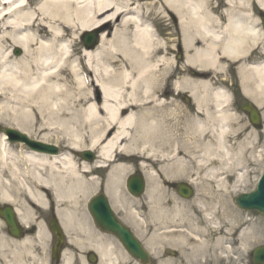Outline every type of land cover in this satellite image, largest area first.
I'll list each match as a JSON object with an SVG mask.
<instances>
[{
    "label": "bare ground",
    "instance_id": "obj_1",
    "mask_svg": "<svg viewBox=\"0 0 264 264\" xmlns=\"http://www.w3.org/2000/svg\"><path fill=\"white\" fill-rule=\"evenodd\" d=\"M211 1L0 0V123L19 130L30 126L25 118L31 113L23 107L35 100L46 108L51 125L63 129L67 148L79 150V132L89 126L88 149H97L98 154L91 164L68 150L51 156L16 153L1 134L0 200H10L11 189L20 192L24 199L16 211L23 225L51 205L65 234L95 232L90 218L80 217V206L98 186L94 171L107 162L104 189L117 195L119 181L130 168L129 159L136 158L144 170L150 205L142 221L165 211V181L200 175L207 182L203 206L213 209L227 224L219 241L227 244L228 234H240L244 249L261 232L251 226L242 228L246 222L228 201L229 192L245 181L248 161L237 133L229 138L233 129L230 114L223 108L226 95L213 88L215 72L205 70L217 72L223 69L225 59L246 58L250 48L260 41L264 45V36L248 20V13L239 14L242 11L231 7L223 10L227 18L223 31L208 28L202 13ZM256 1L264 10V0ZM168 11L177 18L185 60L204 72H189L180 80L173 75L165 42L152 31L157 20H167ZM92 28L102 29L99 44L80 56L78 35ZM7 38L22 49L20 56L7 51ZM239 69L244 91L253 94L256 105H263L264 61L247 67L241 64ZM68 78L80 87L76 97L61 89ZM178 88H186L193 99V111L186 112V136H181L173 121L182 111L176 115L166 97ZM228 138L232 139L230 145ZM154 167L153 173L145 171ZM38 228L35 237L43 232L39 223ZM213 228L208 224L202 234H214ZM136 233L143 234L140 230ZM153 237L155 234L150 235ZM204 245L199 243L193 252Z\"/></svg>",
    "mask_w": 264,
    "mask_h": 264
},
{
    "label": "rangeland",
    "instance_id": "obj_2",
    "mask_svg": "<svg viewBox=\"0 0 264 264\" xmlns=\"http://www.w3.org/2000/svg\"><path fill=\"white\" fill-rule=\"evenodd\" d=\"M229 7H231V9L233 10L242 11L239 14H242L243 12L248 13V20L251 23H254L255 21L259 22L258 13L261 11V9L256 0H231V2L224 0L217 2L216 0H212L210 7H207L208 9H206L205 13L203 14L205 15L206 26L216 32H221L223 23L225 24L227 20L226 15L223 13V10ZM209 11H211V13H209ZM234 14L238 15L236 11L234 12ZM167 15V20H157L155 27L159 32L161 39L165 42V47H167L168 49V54L166 57L169 59V61H171L172 67L170 68L173 70V75L178 77V79L180 80L181 76L188 75L186 74L187 72L182 70L188 69L191 65L190 62H187L185 60L182 35L177 18L173 13L169 11L167 12ZM197 28L201 30L200 27ZM104 29H106L108 32H111L109 28ZM82 33L78 35V38L76 40L79 50L77 51L80 56L85 49L80 39ZM207 37L209 38L210 36ZM68 41H70V38H68ZM261 42L262 41H260L257 48L259 51L255 53L257 57H252L253 60L262 58L264 60V45ZM5 47L7 51L15 57L22 54V50L20 54H15L14 48L16 46L13 45L12 41L9 38L6 39ZM179 48L182 50L183 54L181 60L176 59ZM70 59L73 60V57ZM240 61H242V59H240ZM224 62V70H233V66L237 65L238 63L230 62V60L227 59H225ZM235 68L237 69V67ZM214 74V81L216 82L214 85L215 87L223 88L226 91H229L231 87L242 88V72H215ZM223 85L225 88L223 87ZM79 88L71 79L68 78L65 85L64 83L62 84L61 89H63L62 91L67 89L68 96L74 95V97H76L79 93ZM176 93L189 94L190 92L187 91L186 88H181ZM169 96L171 98V108L174 110L175 114L178 115L180 114V111H182V116L180 118H177L176 116L177 119H174L173 121L176 122L177 128L180 129L181 136H186L187 134H184V132L187 128L186 123L188 122V117L186 116V112L183 110L185 106L177 100V95L175 93H171ZM247 97L250 101L254 102L253 94L249 92V94L247 93ZM258 108L261 111L262 125L260 128L250 126L251 124L246 120V117L241 112L234 111L232 107H226L228 113H230L229 123L234 131H231L229 133V138L231 135L233 138L235 133H237V142L239 143V145L244 144L245 147H242L243 155L248 161L245 181L236 190H232L229 192L228 201L234 211L241 215V218L246 222L243 224L242 228L251 226L257 228V230H260L261 232H259V234H256V236L252 238L250 245L244 249H242L241 247L240 234H228V243H222V241H219V239L224 236V234L222 233L227 228L226 222L219 214L214 212L213 209H205V207L203 206V203L206 200L204 187L207 186V182L200 175L174 177L173 179L168 181L184 182V180H188V182H190L189 185L194 190L193 196L189 199L182 198L178 195L176 190L171 188L169 185H166L164 186L165 189L163 191L164 201L167 200L163 205V210L165 211H163V213L157 214V218L151 219L150 217L145 222H141L139 219L136 220L137 226L143 232L145 239L149 240L150 235L155 234V237L149 240L151 245V248H149V250L152 251V260L150 264H156L155 254H158V252L163 251L165 248L168 250H175L177 254V256L174 258L168 257L171 264H250V252L252 251V249L256 246L264 245V217L256 212L243 211L239 209L233 201L236 195L242 192H248L255 187L257 179L261 174L262 168L264 167V104L258 106ZM23 109L31 113L28 115V118L24 117L25 119H28V121L30 122V126H26V128L24 127L22 130H20L21 132H24L30 138L40 139L56 144L60 152H63L65 150H68L71 153L77 152L67 148L64 143L66 135L63 133V129L61 127H58L57 125H51L50 122L53 121L52 119H49L47 110L41 103H36V101L34 100L32 103L30 102L28 105L24 106ZM7 127L15 128L13 125L0 123V135L2 134V129ZM88 128L89 126H83L82 129L85 130L79 132L82 139L81 148L79 150L87 148L88 145H90L91 135L86 132V130L88 131ZM251 132H254V134H251ZM229 141L230 143L228 142V145L231 144L232 139H229ZM13 146L15 147L16 153H19L20 150L25 151L23 147H21L17 143L13 144ZM92 150L96 151L97 149ZM129 160L130 166L133 167V169L138 168L139 170H141L143 175L144 170L138 165V160L136 158H131ZM155 170L156 167H154L153 169H145V171L151 173L155 172ZM10 191L16 195L18 200L17 205H20L24 197L21 196L20 192L17 190L11 189ZM92 194L93 193L88 195L87 199H89ZM139 201L143 206V212L141 213H145L146 216H148L150 205L148 204L149 198L146 195V192L141 195ZM84 204H86V202H84ZM83 208L84 206H80V217H82L81 210ZM49 210H52L51 205L49 206ZM51 214L52 213L49 214L47 211H39L36 214V218L34 220H37V222L40 221L39 217L37 218V215L41 216V218H44V220H48ZM208 220H210V222H208ZM208 224H211V226L214 227V234H202V232L207 228ZM40 225H42V222H40ZM2 229L4 230V228ZM239 230L240 228H238V233ZM189 232L195 233L190 234L193 235L195 239H191L190 235L188 234ZM214 235L218 239L217 242H215L214 240ZM65 236L68 240V242L66 243L67 248L78 247L80 245L79 242H81V240L77 237L83 238L82 241L85 239L89 241L93 240L88 234H65ZM44 237V235H41L39 238L40 241L38 242L37 240H34L35 249H33L32 253L35 257L33 258V260L24 254L23 256H14L13 258H11L12 261L20 262L21 264H30L31 262H33V264H43V259L41 258L43 256V251H45V248L47 246V241L44 239ZM187 239H190L191 241L188 243L187 241H185ZM199 243H204L205 247L202 250L194 253L193 248L197 247ZM24 246L28 247L29 245ZM10 251L14 253L16 251V247L11 246ZM0 264H5V262L0 259Z\"/></svg>",
    "mask_w": 264,
    "mask_h": 264
},
{
    "label": "water",
    "instance_id": "obj_3",
    "mask_svg": "<svg viewBox=\"0 0 264 264\" xmlns=\"http://www.w3.org/2000/svg\"><path fill=\"white\" fill-rule=\"evenodd\" d=\"M262 22L264 24V15L261 16ZM97 31L93 32H87L83 36V41L85 43L86 48H92L96 42H97ZM16 53H19V50H15ZM243 109L247 110L250 112V118L252 123L256 124L259 121V116L257 114V111L248 103L244 105ZM3 132L8 136L10 141H20L28 145L29 147L38 150V151H43V152H56V147H54L51 144H47L44 142L36 141V140H31L29 139L26 135L10 129V128H5L3 129ZM83 155L87 158H91L92 154L89 151H85ZM129 186L132 188L133 186L137 188V192L142 187L141 180L137 178L135 181L131 182L129 181ZM179 193L187 197L190 195L191 191L188 187L185 185H178ZM98 206H99V211H100V225L105 229L106 231H111L114 232L115 234H118V236L124 241L125 245L129 248H131L133 251L136 253H140L143 256L145 255L144 251L141 250L140 245L138 242L132 237L131 233L124 228L123 226L119 225L116 223L109 212L108 207L106 206L105 200L103 196L98 197ZM236 204L247 210H256L262 215H264V171L262 176L260 177L259 182L257 183V186L255 190L249 192V193H243L240 194L235 198ZM91 202L89 205V209L92 212V207H91ZM5 219L7 222V225L10 227L11 231H14L16 235H18V228L16 226L15 220L13 218V215L11 214L10 211H7L5 214ZM50 228L52 232L56 235V248L58 247V243L61 240V232L60 229L58 228L56 221L52 220L50 222ZM253 256V262L255 264H264V246L257 247L253 250L252 253Z\"/></svg>",
    "mask_w": 264,
    "mask_h": 264
},
{
    "label": "flooded vegetation",
    "instance_id": "obj_4",
    "mask_svg": "<svg viewBox=\"0 0 264 264\" xmlns=\"http://www.w3.org/2000/svg\"><path fill=\"white\" fill-rule=\"evenodd\" d=\"M226 72H230V71H226ZM232 95H233V100L236 103V107L238 109H241V105L244 102H246L247 99L241 98V95H243L242 92H235ZM179 99L185 101V97L183 95L180 96ZM247 119H249L248 115H247ZM106 174H107V170H104V172L102 173L103 175L102 180H104ZM117 192H118L117 195H113L112 198H110L109 200L110 207L112 208V211L116 216V218H118V220H120L122 223L129 226L128 223L130 220L127 216V211H126V207H127L126 198L128 195L126 194L124 188H118ZM132 198L133 200L136 199V197L133 196ZM3 213L4 210L0 208L1 218L3 216ZM34 233L35 231L31 226H29L27 231L23 232L24 235L20 239H15L11 237L8 231H6V233H0V259L2 261H6V263L8 264H11L10 258L12 257V255L9 245L13 243H17L19 241H23L24 237H26V234H28L29 237H32L34 236ZM3 234H8L9 236L3 237ZM100 235L103 238L109 239V242H111L112 244L110 246H99V247L82 245L78 247L67 248L65 246V241H64L58 253V259H53L51 256V247L53 244V239L49 235L48 248L45 255L46 264H145L143 260L140 259V257H136L132 255L130 251L126 247H124L115 236L111 234H100ZM3 244H5V246ZM163 260H165V258L160 259L157 264L164 263ZM109 261H111V263Z\"/></svg>",
    "mask_w": 264,
    "mask_h": 264
}]
</instances>
